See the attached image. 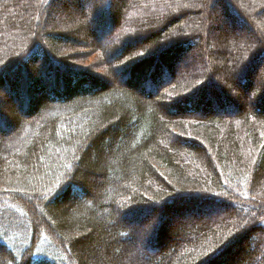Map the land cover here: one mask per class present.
I'll return each mask as SVG.
<instances>
[{
    "label": "trees",
    "instance_id": "trees-1",
    "mask_svg": "<svg viewBox=\"0 0 264 264\" xmlns=\"http://www.w3.org/2000/svg\"><path fill=\"white\" fill-rule=\"evenodd\" d=\"M80 1L0 0V264H264V43L235 33L264 0ZM209 1L240 104L209 59L177 76L209 56ZM68 7L83 45L114 37L113 82L61 51Z\"/></svg>",
    "mask_w": 264,
    "mask_h": 264
},
{
    "label": "rangeland",
    "instance_id": "rangeland-1",
    "mask_svg": "<svg viewBox=\"0 0 264 264\" xmlns=\"http://www.w3.org/2000/svg\"><path fill=\"white\" fill-rule=\"evenodd\" d=\"M49 1V0H48ZM67 2V0H64ZM239 0H237L238 2ZM80 2H82V5L85 4V2H87V0H81ZM208 2V1H207ZM209 3H211V1H209ZM239 3V2H238ZM206 5V4H205ZM197 6L198 9L199 8H202L206 11V13L208 12V17H205L203 16L202 18L205 19V21H207L208 23V29L206 30V32L204 31V40H206V42L208 43L206 45L207 49H208V52H209V56H206V54H203L202 53V49H199L198 51H196V55H195V58H193L192 60H189L188 61V65L184 67V65H182L180 68H179V71L177 72V76L178 77H183V78H187V77H192V76H197L198 73L200 71H202V67H203V64L205 63V61L207 59L210 60V62L212 63V66L214 67V72H215V67L217 68V70L219 71L220 73V76H222V78H219L217 75H216V80L218 79V81L220 82L219 84L222 85V88L224 91L227 92V94L230 96V98H232L231 100L234 102V104L238 103L240 104V102L242 101L241 99L244 98V95L241 94V96L238 94L239 91H236V90H233L231 86H226V84L224 85V82H223V76H226L227 79H230V77L232 76L233 72H234V67H229L228 63L224 62L225 58H226V53L225 51L226 50H223V48H219L217 46V42L216 40H218V38H222L223 36L231 33L232 31L229 29V28H224L220 22H219V18H218V11H217V8H215L213 6V4H209L207 6ZM205 7V8H204ZM54 12L51 13V9L47 10L46 12V9L45 11L43 12L42 16L39 17V21L40 24H39V28H41V30H43V21L46 17H44V15L48 14H52L53 17L55 16H59V11H61V5H57L54 7ZM197 9V8H196ZM244 9V8H242ZM245 10V9H244ZM71 12V13H70ZM73 9L68 7V12H66V14H63V17L70 21V26L68 25V28L65 29V30H61V31H54V32H57V34H61V35H65L69 38H72V39H75L76 41L77 40H80L81 42L84 40V38L80 37L77 35L76 37V34L75 32L73 31V24H77L76 22V19L73 17ZM247 13V12H246ZM260 16H262V14L260 13L259 14ZM207 18V19H206ZM253 21V20H252ZM73 23V24H72ZM100 23H104L103 21H100ZM102 27L101 24H95L94 25V28L97 29V31H99V34L101 35L102 39L100 41H97L96 38L95 39H92L90 40V43L87 44V45H83L81 42L77 41L76 42V46L75 45H68L67 46V43L64 41H60L58 42V46L62 47L61 51H64L66 52L68 55H71V60H76L78 61L79 64H81V70L82 71H85V72H88V74L90 76H92L93 78H106L107 80L109 81H112L111 80V77L108 76L110 75L109 73H106V67H105V64L104 62L106 61V59H110L111 57L113 56H116L115 53L117 52V47H119L118 45H112V43L114 42V37L112 36L111 33H109L107 30L105 32V29H102L100 30V28ZM252 31L249 32L247 31V29H241V31H236V35H244V36H247L248 38L250 37V40H254V41H261L262 44L264 43V30L260 27V26H256L253 27V29H251ZM73 31V32H72ZM103 31V32H102ZM105 32V33H104ZM127 39H130V37L127 36ZM96 41L98 43L101 44H106L105 46L104 45H101L103 46L105 49H107V56H106V59L104 56H102L101 52L98 50L99 47L97 46L96 47ZM112 45L113 48H110V46ZM66 46V47H64ZM231 47V48H230ZM234 48V47H233ZM232 46H229V50L232 51ZM233 52V51H232ZM65 53V54H66ZM228 53V52H227ZM131 58H126L124 59L122 57V59L120 60L119 59V65L120 66H128L127 64L130 63L129 60ZM108 61V60H107ZM107 61H106V64H107ZM111 62V61H110ZM111 64V63H110ZM119 65H116V67H120ZM122 68V67H120ZM117 70L118 68L115 70V72H113L115 75L118 76L117 74ZM54 73V72H52ZM124 74H126L125 72H123ZM128 73V72H127ZM216 73V72H215ZM121 77H119L120 79ZM25 79V78H24ZM22 80V88L26 87L27 85V79L26 80ZM232 79V77H231ZM197 83V82H196ZM218 83V82H217ZM29 88V87H28ZM210 92H212L210 90ZM10 96H7V93H4L2 91V89H0V98L1 100H6L9 99ZM216 97V96H215ZM234 98V99H233ZM22 99L23 97L21 96L20 97V107H24V102H22ZM10 100V99H9ZM11 101V100H10ZM6 105V104H4ZM7 106V105H6ZM3 107V104H2V101L0 103V108ZM23 111V110H22ZM21 110L18 112V114L21 115L20 112H22ZM3 113H5V110H2ZM230 116H233L234 114H229ZM264 199V198H263ZM9 208V206L5 205L4 207H1V209H3V211H7ZM246 207H240L239 210L240 211H245ZM250 209V207H249ZM38 211L40 213L41 216L44 217L43 215V211L42 209H40V207L38 208ZM228 210H217V211H213V212H208L206 214H208L207 216H205L204 218L202 217H199V218H202L203 221H208V220H213V219H216V218H220V217H223L225 215L228 214ZM20 216V215H19ZM205 219H208V220H205ZM55 235L58 237V235L55 233ZM26 262H24L25 264Z\"/></svg>",
    "mask_w": 264,
    "mask_h": 264
},
{
    "label": "bare ground",
    "instance_id": "bare-ground-1",
    "mask_svg": "<svg viewBox=\"0 0 264 264\" xmlns=\"http://www.w3.org/2000/svg\"><path fill=\"white\" fill-rule=\"evenodd\" d=\"M218 260V258H216L213 262H216Z\"/></svg>",
    "mask_w": 264,
    "mask_h": 264
}]
</instances>
